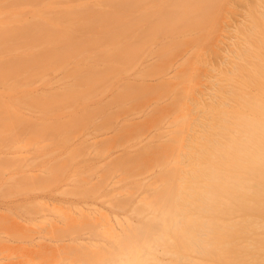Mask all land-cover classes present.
Instances as JSON below:
<instances>
[{"label":"bare ground","instance_id":"bare-ground-1","mask_svg":"<svg viewBox=\"0 0 264 264\" xmlns=\"http://www.w3.org/2000/svg\"><path fill=\"white\" fill-rule=\"evenodd\" d=\"M4 1H0V64H6L0 69L2 79L20 74L18 65L22 66L21 71L34 67L33 63L44 65L43 69L58 66L56 68L62 70L65 63L71 62L69 58L78 60L81 52L89 49L96 50L100 62L108 65L120 58L126 59L132 52L127 57L130 59L140 48L148 49L143 51L149 53L146 63L157 57L170 58L156 78L169 81L160 86L165 89H158L157 94L160 97L166 94L162 101H169L163 104L169 111L159 113L163 117L166 114L162 120L165 127L155 137L169 142H159L154 150L148 147L142 150L144 154H152L151 159L141 156L140 164L145 170L138 177L142 179L134 183L133 192L127 190L120 196L121 209L128 211L131 219L121 222L115 218L116 226L109 223L112 226L103 227L106 230L103 229L101 235L96 234L104 237L110 246L102 259L88 264H264V0L257 3V0ZM234 1L248 4L244 14L235 10L227 14ZM4 4L11 7H3ZM226 14L227 18L234 16L232 22V16L227 19ZM226 25L234 27L236 34L231 32L233 36L228 34V37L236 41L232 47L226 45L230 50L225 57L221 51L226 46L220 44L226 37L227 31L223 29ZM20 48L25 52L19 51ZM109 49L118 50L117 55L111 54ZM98 58L91 55L86 62L93 65L100 60ZM219 59L224 64L221 65ZM108 65L107 70L112 67ZM70 66L62 77L66 80L76 76V81L70 83L73 82L74 87L79 83L76 86L79 88H74L75 92L71 89L50 91V101L47 97V103L42 102V107L48 104L45 107L49 111L53 110L50 105H57L54 102L58 101V109L69 108L70 101V108L74 109L79 99L83 98L81 103H85L84 97L93 94L88 90V95H83L86 80L80 75L86 74L87 69L92 75L93 68L97 67H76L79 69L73 76L77 70ZM49 74L52 73L49 71ZM45 76L48 78L47 74ZM203 76L212 80L204 85ZM45 86L52 88L54 84ZM92 94L90 98L95 96ZM32 96L34 94L28 96L25 105L42 109L41 104L38 105L40 101ZM0 106L15 110L11 105ZM57 106L53 108L57 110ZM153 116L149 120L156 118L155 114ZM157 120L149 121V125H155ZM122 178L125 177L116 180ZM114 193L110 196L114 197ZM101 210L100 213L104 212ZM71 213H67L71 223L69 220L66 223L76 222V225L77 219ZM63 216L68 218L66 214ZM102 216L108 221V216Z\"/></svg>","mask_w":264,"mask_h":264},{"label":"rangeland","instance_id":"rangeland-1","mask_svg":"<svg viewBox=\"0 0 264 264\" xmlns=\"http://www.w3.org/2000/svg\"><path fill=\"white\" fill-rule=\"evenodd\" d=\"M69 1L73 2V0ZM259 1L257 0L255 3ZM3 3H9V1L5 0ZM6 6L8 8L11 7L8 4H4L3 7ZM245 6L247 7L248 4L234 1V3H230V13L227 12V14H231L233 10L244 14L247 9ZM229 16L227 19H229ZM233 17L230 19L231 22ZM236 19L242 20L240 16H236ZM234 25H237V23ZM226 26L223 28L226 29L225 32L227 31L226 37L223 39L225 44L222 42L220 45H230L232 47V43H235L236 40L234 37H229L233 36L235 30L232 29L234 27L228 28L227 26L226 28ZM20 49L19 51L24 50L23 52H25V49ZM223 49L224 47L221 54L226 57L230 47L228 49L226 46ZM89 50L81 52V57L78 60L69 58L71 62L65 63L62 70L59 68L60 72L57 69L58 66H56L57 68L55 67L57 70L55 68L50 69L51 66L43 69L44 65L33 63L34 67L29 68L28 66L32 65L30 64L26 69H33V71H38L39 69L38 72L40 74L37 73V75L32 70L31 73L29 69L28 71L23 69L26 73L22 74V66L18 65L20 74L7 77L6 79L0 78V105H11L15 109L10 111V109H5L6 107L3 108V106V109L0 108V264H52L56 260L58 262L56 261L57 263L55 262L54 264H68L69 262V264L97 263L103 258L102 256L106 253L110 244L109 242L107 243L104 237L96 234L99 233L101 235L104 232L103 229L106 230L103 227L112 226L109 223L116 226L117 221H115V218L121 222L125 218L131 219L130 213L121 209L123 201L120 196H122V192L124 193L127 190L133 192L135 190L134 183L142 179V177L139 178L138 176L144 173L145 168L140 164V161L142 158L150 157L151 159L152 157V154H144L142 150L147 147L150 150H154L159 142H169L168 139H156L155 137H158L157 134L165 127V123H163L165 121L162 120L165 119L166 114H163V117L159 113L169 111L168 108V110L165 109V105L169 101L166 103L162 101L166 98V94L162 95L163 97L157 95L159 94L158 89H165V87L163 89L160 86L169 81L166 79H161V81L156 78L164 63L170 58L167 56L165 58L157 57L155 61L146 63L144 61L149 53H147L148 51L145 53L143 51L148 49L145 48L143 50V48H140L137 51L138 53L134 51L135 54L133 53L130 59H127V57L132 52L126 56V59L123 57L119 59L120 62L117 60L118 64L114 62L108 65L107 63L104 64L105 62H100L102 60L98 58L96 50ZM115 51L109 49L111 54L113 53L114 55L115 53L117 55L118 50ZM86 52L90 54H86ZM139 53L141 54L140 56ZM84 54L86 55L84 56ZM91 55L96 56L100 60L93 62V65L90 61L86 62V58L89 60ZM74 60L76 62L73 63ZM121 60L126 61L122 62ZM83 61L86 63H83ZM219 63L221 65L224 64L221 59H219ZM70 65H73L74 70L79 66L81 68L83 66L84 68L97 67L96 69L93 68L92 72L94 73L92 75L87 73L88 69L87 71L82 70L86 74L80 75L81 79L83 78L82 76H85L87 84L83 83L86 88L88 87L87 89L80 87L83 95L90 90L89 93L93 92V94L90 93V96L92 94V96L95 95L96 97L90 98L87 93L89 100H93V102L89 103L86 96L87 99L86 97L84 99L87 101L84 100L85 103H81L83 98L82 100L79 99V105H76L78 107L74 105V109L70 108L72 107L71 101L67 104L69 108L61 109L60 107L58 109L59 101L54 102L52 100L54 104H58L53 105L52 103L50 107L53 110L49 111L46 108L48 104L45 105L46 107H42V105L47 103L45 98L49 97L50 91L52 92L53 89L77 91L76 89L79 88L76 87L79 83L75 87L73 84L76 76L73 78L68 77L66 79H69L68 81L62 77V73L65 72L66 74L64 70H68ZM107 65L109 67L112 65V67L107 70ZM118 65L122 66L119 67ZM4 66L6 64H0V69ZM98 67L101 69V73ZM78 69L72 73L73 76L78 72ZM49 71L52 74H49ZM82 71L81 74H83ZM45 73L49 79L45 76ZM58 76L60 77L58 78ZM112 76H116V78ZM201 79L202 84L206 85L212 80V77L203 76ZM71 81L73 82L70 83ZM79 81L80 79L77 82ZM52 83L54 84L52 88H46L45 85H53ZM62 85L71 87L64 88ZM119 88H122V90ZM202 88L205 90V86H202ZM207 91L210 92V90ZM79 92L81 93L80 90ZM53 93L57 94L58 92ZM60 93L61 91H59V95ZM33 94L35 100L40 101L38 105L41 104L42 109L35 108V105H33L34 108L25 105L29 100L28 98L31 97L28 96ZM50 96L52 97V95ZM61 96L63 95L61 94ZM74 98L76 99V96ZM41 99L44 101H41ZM66 99L68 100V97ZM47 101H50V97ZM42 102L45 103L43 104ZM145 103H148L147 105L149 106L145 105ZM163 104H165V107ZM28 105L30 104L28 103ZM40 106L38 107L40 108ZM53 106H57V110ZM45 108L48 111H45ZM164 110L166 111L164 112ZM156 113L160 118H158L159 116ZM154 114L158 120L155 121V125H152L151 123L156 118L154 120L151 119V121L149 117H154ZM149 121L151 122L150 125ZM143 123L146 124L144 125ZM150 137H154L151 138L153 142H151ZM139 139L141 140L139 141ZM147 139L150 140L148 141ZM144 141L145 143H142ZM149 164L150 162L147 161V165ZM76 175L78 178H75ZM121 176L125 178L120 179V181L116 180ZM117 183L121 184L118 185ZM74 188H78V191ZM112 193L115 194L114 197L110 196ZM103 197L105 198L100 201L99 199ZM107 203L111 204L106 205ZM100 209L107 214L109 217L107 218L108 221L103 216L101 218V215H106L104 212L100 213ZM83 211L85 214H83ZM68 212H72V217L73 215L76 217V225V222L71 225L66 223L70 219L67 216ZM78 213H82L83 216ZM63 214H66L68 218L63 216ZM92 214L99 217L100 222L99 220L96 222L98 218L96 217L94 220L93 217L95 216ZM76 219L71 218L73 221ZM91 248L93 249L91 250ZM60 259L61 261L59 262ZM71 259L73 260L71 261ZM29 261L31 262L29 263Z\"/></svg>","mask_w":264,"mask_h":264}]
</instances>
